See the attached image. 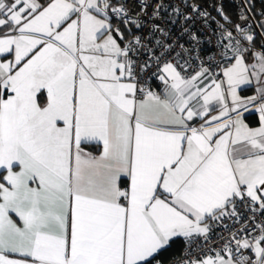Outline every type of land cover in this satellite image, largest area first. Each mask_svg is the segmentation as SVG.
I'll list each match as a JSON object with an SVG mask.
<instances>
[{
    "label": "snow or ice",
    "instance_id": "1",
    "mask_svg": "<svg viewBox=\"0 0 264 264\" xmlns=\"http://www.w3.org/2000/svg\"><path fill=\"white\" fill-rule=\"evenodd\" d=\"M126 4L0 0V264H264V10Z\"/></svg>",
    "mask_w": 264,
    "mask_h": 264
},
{
    "label": "built area",
    "instance_id": "2",
    "mask_svg": "<svg viewBox=\"0 0 264 264\" xmlns=\"http://www.w3.org/2000/svg\"><path fill=\"white\" fill-rule=\"evenodd\" d=\"M261 2V0H258ZM150 6L147 9V15H141V8L139 7L138 0H127L126 7L129 9V16L131 20L137 21L142 20L144 22V27L141 31H137L135 27H131V30L136 35L146 34L148 28L151 24H156L160 29H165L172 34V37H176L180 34L181 28L184 26L191 27L194 32H199L203 39L207 40L212 35V30L216 28L217 24L224 23L223 20L217 15L216 7L223 5V9L228 4L232 3L238 6L239 0H204L201 3V8L207 10L211 13V16L215 18V22L211 23L210 27H203L202 22L199 17L195 19H190L187 24L184 23L182 17L179 14H173V8H178L186 16L192 15V0H145ZM262 3V2H261ZM158 4H162L163 8L160 10L159 17L153 18V9L157 7ZM185 4L189 5L185 7ZM264 6V3H262ZM225 10V9H224ZM236 20L235 23H237ZM255 23L253 19L250 18V24ZM232 27L233 25H228ZM251 31V27L248 28ZM203 51H208V45L205 44ZM215 238V237H214ZM186 255L185 246L181 250V253L171 259L167 264H178L179 260Z\"/></svg>",
    "mask_w": 264,
    "mask_h": 264
},
{
    "label": "trees",
    "instance_id": "3",
    "mask_svg": "<svg viewBox=\"0 0 264 264\" xmlns=\"http://www.w3.org/2000/svg\"><path fill=\"white\" fill-rule=\"evenodd\" d=\"M203 1L204 0H192V4L201 5V3H203ZM224 9H225L224 12L230 18V21H231L230 25H234L236 20H237L238 6L230 3L227 6H225ZM261 10H264L263 4L260 1L255 0V9L253 11L256 12L257 15L255 16L254 21L261 19V17L258 15V13ZM258 43H260V41H258ZM250 92H251L250 90L249 91H242L243 94L250 93ZM93 151H95V149H93ZM183 247H184V244L178 240L166 252H163L161 255V259L163 260V264H167L171 259L178 256L181 253V250L183 249Z\"/></svg>",
    "mask_w": 264,
    "mask_h": 264
},
{
    "label": "crops",
    "instance_id": "4",
    "mask_svg": "<svg viewBox=\"0 0 264 264\" xmlns=\"http://www.w3.org/2000/svg\"><path fill=\"white\" fill-rule=\"evenodd\" d=\"M121 27L124 28L125 25L121 24ZM129 30H131V28H130ZM131 31H132V30H131ZM129 39H131V37H129ZM251 94H252V92H250V93H245V94H243V93L241 92V95H244V96H249V95H251Z\"/></svg>",
    "mask_w": 264,
    "mask_h": 264
}]
</instances>
